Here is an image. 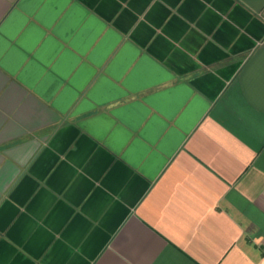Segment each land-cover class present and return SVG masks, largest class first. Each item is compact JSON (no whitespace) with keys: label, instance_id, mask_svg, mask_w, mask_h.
I'll use <instances>...</instances> for the list:
<instances>
[{"label":"crops","instance_id":"crops-1","mask_svg":"<svg viewBox=\"0 0 264 264\" xmlns=\"http://www.w3.org/2000/svg\"><path fill=\"white\" fill-rule=\"evenodd\" d=\"M0 264H264V0H0Z\"/></svg>","mask_w":264,"mask_h":264}]
</instances>
